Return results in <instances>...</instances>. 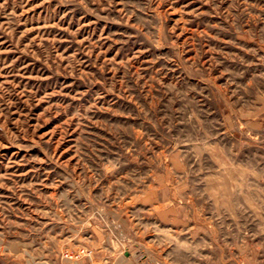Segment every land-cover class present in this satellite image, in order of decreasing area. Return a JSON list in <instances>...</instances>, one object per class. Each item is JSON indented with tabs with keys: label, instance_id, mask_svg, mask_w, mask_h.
Wrapping results in <instances>:
<instances>
[{
	"label": "rangeland",
	"instance_id": "374dc122",
	"mask_svg": "<svg viewBox=\"0 0 264 264\" xmlns=\"http://www.w3.org/2000/svg\"><path fill=\"white\" fill-rule=\"evenodd\" d=\"M0 264H264V0H0Z\"/></svg>",
	"mask_w": 264,
	"mask_h": 264
},
{
	"label": "built area",
	"instance_id": "2783aa9c",
	"mask_svg": "<svg viewBox=\"0 0 264 264\" xmlns=\"http://www.w3.org/2000/svg\"><path fill=\"white\" fill-rule=\"evenodd\" d=\"M94 258V253L92 251L89 250H81L78 254H76L75 256H70V260L73 262H80L83 259H86L88 261H90L92 263Z\"/></svg>",
	"mask_w": 264,
	"mask_h": 264
}]
</instances>
